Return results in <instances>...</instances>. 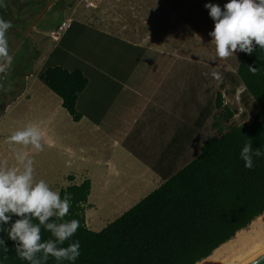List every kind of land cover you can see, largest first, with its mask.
<instances>
[{
    "label": "crops",
    "instance_id": "obj_1",
    "mask_svg": "<svg viewBox=\"0 0 264 264\" xmlns=\"http://www.w3.org/2000/svg\"><path fill=\"white\" fill-rule=\"evenodd\" d=\"M122 18L112 31L85 18H63L41 27L34 20L27 31L41 41L44 57L35 62L43 63L35 73L23 74L25 90L14 101L25 95L23 100L31 108L37 103L47 109L40 125L29 127L41 133L42 147L63 155L75 184L90 181L85 215L93 209L108 219L121 216L186 166L216 131V83L210 74L207 79L197 78L196 86L185 88L183 105L171 98L183 94L181 81L172 78L174 70L184 71L191 65L216 72L213 60L200 58L193 42L171 39L131 8ZM64 20H70L69 27L52 40L50 34ZM168 58L187 65L159 63ZM47 66L80 70L86 77L87 85L76 102L81 115L78 122L72 121L61 100L38 80ZM186 103L194 105L192 112Z\"/></svg>",
    "mask_w": 264,
    "mask_h": 264
},
{
    "label": "trees",
    "instance_id": "obj_2",
    "mask_svg": "<svg viewBox=\"0 0 264 264\" xmlns=\"http://www.w3.org/2000/svg\"><path fill=\"white\" fill-rule=\"evenodd\" d=\"M37 78L61 100L72 121L78 122L81 115L76 102L87 85L82 72L47 66ZM226 80L234 89L242 87L241 97L248 96L256 105L257 113L248 124L242 115L243 122L225 130L222 122L230 121L234 113L216 93L213 129L217 136L207 137L192 161L99 232L85 225L90 181L75 184L72 176L67 178L70 184L59 193L61 198L71 195L69 213L62 219L53 216L46 224L79 221L72 238L80 243L75 264H197L264 214V157H254L253 168L247 169L239 156L248 143L253 151H264V49L256 45L251 55L240 52L237 70L226 73ZM17 219L12 215L8 223L0 224L4 241L0 264H70L46 256L43 250L31 261L22 259L16 250L18 242L8 237ZM30 219L40 227V243L55 239L46 224Z\"/></svg>",
    "mask_w": 264,
    "mask_h": 264
},
{
    "label": "rangeland",
    "instance_id": "obj_3",
    "mask_svg": "<svg viewBox=\"0 0 264 264\" xmlns=\"http://www.w3.org/2000/svg\"><path fill=\"white\" fill-rule=\"evenodd\" d=\"M227 2L228 0H2L0 18L9 21L11 28L5 34L8 42V57H0V69H2L0 70V170H15L18 174L22 173L24 164L31 159L33 183L44 180L51 190L58 193L70 184L67 178L73 174L71 170H67L63 155H54L45 147H42V151H38L31 144H17L9 140V137L17 131H23L31 125H40L37 123H40L41 116L48 112L45 107L40 108L37 103L31 108V104L24 101L27 98L25 95L22 97L24 100L14 102L25 90L23 74L27 75L32 70L35 73L43 63L35 62L40 56L44 57L42 49L39 48L41 41L34 38L30 30L27 31L34 20H36L35 24L38 23L37 26L41 27L46 24L53 25L63 18L71 20L85 18L103 30L112 31L121 24L125 10L131 8L135 14L146 17L153 26L171 39L178 40L182 37L183 40L185 39V44L189 41L193 42L194 47L200 49V58L212 59L217 68L216 72H219L223 78L222 83L215 81V91L221 94L223 104L236 116L228 122L223 121L222 127L227 130L228 126L239 125L243 121L248 124L250 118L257 113V107L248 96L241 97L242 87L234 89V86L226 80V73L235 74L241 51L238 49L229 58H219L215 53L213 39L209 35L214 30V21L205 4L219 5L223 10ZM23 33L25 36H22ZM159 63H164L165 66H169L167 63H171V66L187 65L170 58L163 61L161 59ZM184 68V71L180 72L174 70L172 77L181 81L183 94L176 96L172 94L171 98L182 105L187 100L184 96L185 88L189 85L196 86L195 82L199 77L207 79L210 74L212 79L211 70L207 71L191 65ZM204 89L205 86L202 91ZM36 94L37 92L34 94V101L38 98ZM237 96L239 103L236 100ZM8 105L11 107L5 111ZM188 106L189 103H186L189 112H192L194 105ZM187 108L184 109V114ZM242 115L243 121L240 119ZM138 119L139 117L136 121ZM210 136H217V132L213 131ZM18 155L24 157L23 162L18 159ZM96 189L95 183V191ZM99 213L101 212L90 209L85 215L86 227L94 232H99L104 228H100L102 224L106 226L111 223V219L117 217L108 219ZM263 250L264 214L239 235H235L219 254L215 256L212 254L200 264H245Z\"/></svg>",
    "mask_w": 264,
    "mask_h": 264
},
{
    "label": "clouds",
    "instance_id": "obj_4",
    "mask_svg": "<svg viewBox=\"0 0 264 264\" xmlns=\"http://www.w3.org/2000/svg\"><path fill=\"white\" fill-rule=\"evenodd\" d=\"M205 8L214 21V30L209 35L215 44L217 57H232L238 49L251 55L256 45L264 49V0H228L223 10L219 5L211 3L205 4ZM10 28L11 23L0 18V57H8L5 34ZM211 76L218 83L223 82L219 72H212ZM9 140L17 144H31L42 151L41 133L34 127L15 132ZM239 156L244 161V167L251 169L254 157H264V151H253L248 143L243 146ZM18 159L24 161L23 156L18 155ZM32 163L28 159L23 172L19 174L15 170H0V224L8 223L12 215L20 217L12 223L8 237L18 242L16 250L22 259L31 261L35 253L43 250L46 256L50 255L57 261L64 259L75 264L80 256V243L72 238L80 226L79 221L72 219L59 224H46L53 216L62 219L68 215L72 206L71 195L65 193L61 198L60 193L51 190L44 180L33 183ZM30 217L38 218L40 225L46 224L55 239L40 243V227L33 224ZM66 241L71 242L66 247H57V244L63 245ZM3 243L0 240V246Z\"/></svg>",
    "mask_w": 264,
    "mask_h": 264
},
{
    "label": "built area",
    "instance_id": "obj_5",
    "mask_svg": "<svg viewBox=\"0 0 264 264\" xmlns=\"http://www.w3.org/2000/svg\"><path fill=\"white\" fill-rule=\"evenodd\" d=\"M69 24H70V20H64L60 23V25L58 26V28L52 32L50 34V37L52 40H56L59 38V35L62 31H64L65 29H67L69 27ZM237 102L239 101V98L237 96L236 98ZM239 103V102H238ZM224 106H226L225 104H223ZM239 113H241V110H239ZM233 117H236L235 114L233 115Z\"/></svg>",
    "mask_w": 264,
    "mask_h": 264
},
{
    "label": "bare ground",
    "instance_id": "obj_6",
    "mask_svg": "<svg viewBox=\"0 0 264 264\" xmlns=\"http://www.w3.org/2000/svg\"><path fill=\"white\" fill-rule=\"evenodd\" d=\"M243 231V230H242ZM242 231H240V232H238L237 234H236V236L237 235H239ZM231 242V240L229 241V242H227V243H225L224 245H222V246H220L218 249H216L212 254V256H215L217 253L219 254V252L222 250V248H224L228 243H230ZM264 253V250L262 251V252H260V253H258L256 256H254L253 258H251L249 261H247L245 264H247V263H249L250 261H252L253 259H255L256 257H258V256H260L261 254H263ZM197 264H200V263H197Z\"/></svg>",
    "mask_w": 264,
    "mask_h": 264
},
{
    "label": "water",
    "instance_id": "obj_7",
    "mask_svg": "<svg viewBox=\"0 0 264 264\" xmlns=\"http://www.w3.org/2000/svg\"><path fill=\"white\" fill-rule=\"evenodd\" d=\"M247 264H264V253L256 257L255 259H253Z\"/></svg>",
    "mask_w": 264,
    "mask_h": 264
}]
</instances>
